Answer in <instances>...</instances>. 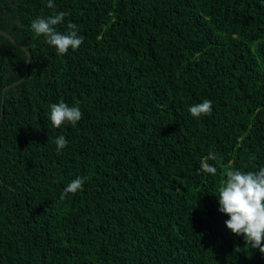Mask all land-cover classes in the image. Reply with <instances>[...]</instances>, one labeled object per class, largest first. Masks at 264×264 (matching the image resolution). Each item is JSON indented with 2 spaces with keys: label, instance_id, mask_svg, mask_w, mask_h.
Here are the masks:
<instances>
[{
  "label": "trees",
  "instance_id": "trees-1",
  "mask_svg": "<svg viewBox=\"0 0 264 264\" xmlns=\"http://www.w3.org/2000/svg\"><path fill=\"white\" fill-rule=\"evenodd\" d=\"M48 2L0 0L30 54L0 34V264H264L218 210L228 170L264 168V0ZM60 12L65 55L30 27Z\"/></svg>",
  "mask_w": 264,
  "mask_h": 264
},
{
  "label": "clouds",
  "instance_id": "clouds-1",
  "mask_svg": "<svg viewBox=\"0 0 264 264\" xmlns=\"http://www.w3.org/2000/svg\"><path fill=\"white\" fill-rule=\"evenodd\" d=\"M47 6L54 8L52 0H49ZM64 17L65 13L60 12L47 18L35 19L30 26L36 36H43L45 42L56 49L57 55H65L69 49L75 51L83 43V37L78 35L74 23L67 25V33L57 31L56 26L63 22ZM189 112L194 118L211 115L212 102L204 100L194 104ZM82 115L78 104L72 107L63 102L51 105L50 120L56 128L65 124L75 126L82 119ZM55 143L58 154L68 145L63 135L58 136ZM208 158L215 159V156L210 152ZM201 169L212 175L217 172L216 167L206 162H202ZM226 177L218 196V210L228 217L225 225L233 234L243 236L251 248L264 254V168H260L258 172L228 170ZM83 184L82 177L72 180L61 193V199L69 193H77Z\"/></svg>",
  "mask_w": 264,
  "mask_h": 264
},
{
  "label": "water",
  "instance_id": "water-1",
  "mask_svg": "<svg viewBox=\"0 0 264 264\" xmlns=\"http://www.w3.org/2000/svg\"><path fill=\"white\" fill-rule=\"evenodd\" d=\"M0 34L3 35V36L8 37V38L10 39V41H11L14 45L19 46V47L25 49V51H26V53H27V55H28V57H27V63H28V62H29L30 54H29V51L26 49V47H25L24 45H21V44L17 43V42L15 41V39H14L10 34H8L7 32H5V31H3V30H1V29H0ZM27 74H28V72L26 71L25 76H26ZM18 81H19V80L15 81V82H18ZM15 82H14V83H15Z\"/></svg>",
  "mask_w": 264,
  "mask_h": 264
}]
</instances>
